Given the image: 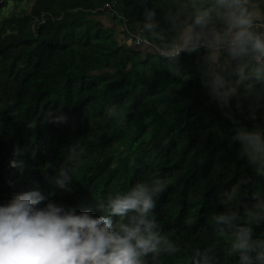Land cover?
I'll list each match as a JSON object with an SVG mask.
<instances>
[{"label":"trees","instance_id":"1","mask_svg":"<svg viewBox=\"0 0 264 264\" xmlns=\"http://www.w3.org/2000/svg\"><path fill=\"white\" fill-rule=\"evenodd\" d=\"M20 2L28 5L0 17V203L39 189L100 215L109 195L165 177L154 211L178 251L153 264H193L194 250L209 245L231 264L228 238L214 234L209 216L242 174L253 175L232 137L264 123V108L255 119L247 102L221 109L201 82L198 53L179 57L183 79L166 56L134 44L145 6L162 16L180 0H0V11ZM113 104L119 116L110 119ZM50 110L69 122L43 121ZM64 167L70 192L51 181ZM255 190L247 186L242 208L255 203Z\"/></svg>","mask_w":264,"mask_h":264},{"label":"clouds","instance_id":"2","mask_svg":"<svg viewBox=\"0 0 264 264\" xmlns=\"http://www.w3.org/2000/svg\"><path fill=\"white\" fill-rule=\"evenodd\" d=\"M138 24L140 34L162 49L174 75L189 78L179 65L182 53L200 54L201 82L221 109H230L233 99L247 102L255 119L264 108V0H180L162 16L157 7L145 6ZM106 115L117 118L119 106L108 107ZM42 119L65 124L69 115L50 110ZM232 139L253 175L242 174L232 184L223 210L209 220L214 234L228 238L224 252L231 264H264V123L239 126ZM51 181L73 189L68 167ZM250 184L256 185V200L242 208ZM168 185L161 176L138 181L99 201L100 215L55 202L39 189L19 192L0 203V264H153L178 251L154 211ZM193 264H220L215 246L195 249Z\"/></svg>","mask_w":264,"mask_h":264},{"label":"built area","instance_id":"3","mask_svg":"<svg viewBox=\"0 0 264 264\" xmlns=\"http://www.w3.org/2000/svg\"><path fill=\"white\" fill-rule=\"evenodd\" d=\"M103 8L110 10L111 6L109 4H105ZM130 38L134 40L135 45H139V46L141 45V46H146V47L152 48L158 54L166 56L161 49L155 47L153 44H150L149 43L150 41L148 39L144 38L142 35L130 34Z\"/></svg>","mask_w":264,"mask_h":264},{"label":"rangeland","instance_id":"4","mask_svg":"<svg viewBox=\"0 0 264 264\" xmlns=\"http://www.w3.org/2000/svg\"><path fill=\"white\" fill-rule=\"evenodd\" d=\"M27 5H28L27 2L26 3L25 2H20V3L15 4V5L10 3L6 8H4L2 11H0V17L5 15L7 12H9L11 10L18 9L19 7H23V6H27Z\"/></svg>","mask_w":264,"mask_h":264},{"label":"bare ground","instance_id":"5","mask_svg":"<svg viewBox=\"0 0 264 264\" xmlns=\"http://www.w3.org/2000/svg\"><path fill=\"white\" fill-rule=\"evenodd\" d=\"M6 11V10H5ZM38 43V42H37ZM71 51V50H70ZM71 55V54H70ZM160 61V60H159ZM1 65V64H0ZM153 79V78H152ZM88 95H89V93H88ZM169 98V97H168ZM97 103H98V101H97ZM158 103V102H157ZM171 105V104H170ZM96 106V105H95ZM100 108V107H99ZM245 110V109H244ZM104 111V110H103ZM101 113V112H100ZM180 116V115H179ZM69 122V121H68ZM164 123V122H163ZM73 124V123H72ZM123 126V125H122ZM113 127V126H112ZM128 127V126H127ZM159 127V126H158ZM76 129V128H75ZM129 129V128H128ZM140 133V132H139ZM81 135V134H80ZM95 137H97V136H95ZM103 138V137H102ZM110 139V138H109ZM66 140V139H65ZM117 142H119V141H117ZM159 146V145H158ZM91 149V148H90ZM111 152V151H110ZM131 154V153H130ZM129 154V155H130ZM129 160V159H128ZM125 166V165H124ZM133 166V165H132ZM105 167V166H104Z\"/></svg>","mask_w":264,"mask_h":264}]
</instances>
